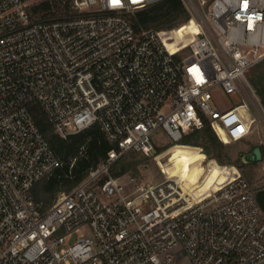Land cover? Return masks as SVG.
I'll use <instances>...</instances> for the list:
<instances>
[{
	"label": "built area",
	"instance_id": "1",
	"mask_svg": "<svg viewBox=\"0 0 264 264\" xmlns=\"http://www.w3.org/2000/svg\"><path fill=\"white\" fill-rule=\"evenodd\" d=\"M160 1L70 0L41 18L30 0H0V264H264V208L240 172L187 198L180 175L112 171L126 153H157L160 131L179 144L208 121L231 143L264 113L246 76L264 60V0H182L198 32L186 52L136 23ZM217 88L240 101L216 106ZM32 104L61 136L98 123L115 146L50 206L33 187L63 161Z\"/></svg>",
	"mask_w": 264,
	"mask_h": 264
},
{
	"label": "trees",
	"instance_id": "2",
	"mask_svg": "<svg viewBox=\"0 0 264 264\" xmlns=\"http://www.w3.org/2000/svg\"><path fill=\"white\" fill-rule=\"evenodd\" d=\"M31 8L33 15L36 17L59 16L70 10V0L65 2L63 0H40L31 5ZM185 22H188L193 27L195 34L198 33L197 24L192 20L182 0H162L157 2L139 11L136 20L137 24L148 27L153 26L159 30L172 29L178 24ZM166 41L171 49L177 50L174 41ZM260 94L264 104V94L262 91H260ZM31 110L55 154L63 161L62 166L58 167L48 177L40 180L33 187V194L36 200L44 201L45 206H50L54 202L58 191H68L75 187L83 180L91 168L96 167L107 158L108 151L115 146L110 143L98 123L63 137L56 132L54 125L49 121L39 104H32ZM225 141L228 143L227 139ZM179 144L202 146L209 159L210 157L216 158L221 163H227L220 151L223 143L219 140L208 121H206L202 129H196L186 134ZM132 165H134V162H127L125 157L121 156L113 165L112 171L115 175H121L126 173ZM182 181L184 187L193 193L194 184L198 182V179L190 183L185 180L183 175ZM256 196L264 208V189L257 190Z\"/></svg>",
	"mask_w": 264,
	"mask_h": 264
},
{
	"label": "rangeland",
	"instance_id": "3",
	"mask_svg": "<svg viewBox=\"0 0 264 264\" xmlns=\"http://www.w3.org/2000/svg\"><path fill=\"white\" fill-rule=\"evenodd\" d=\"M38 1L40 0H30V4L33 5ZM162 31L169 40L175 42L177 47L182 46L180 49L183 52L187 51L183 45L188 43V40L195 35L193 27L188 22L178 24L172 29H162ZM246 76L262 100L260 91L264 94V60L250 67L246 72ZM239 101L240 96L238 94L227 93L222 88H217L214 91L213 102L218 107L227 108ZM252 111L256 113L253 108ZM259 120V123L253 126L251 133L243 140L224 143L219 139L223 143L220 151L227 163H221L216 158L210 157L209 159L202 146L170 143L167 135L160 131L155 137V143L159 145L157 153L147 156L139 152H129L123 155L127 162H134V165L126 173L134 176L140 182L149 184L163 180L165 174L170 176L180 175L181 181L184 175L185 180L190 183L198 179V182L194 184L193 193L185 189L191 196L199 197L212 187H220L240 172L248 181L250 188L256 193L257 190L264 189V157L260 161L247 163L243 160V154L250 152L255 144H260L264 151L263 112H259ZM185 158L193 161L190 172H184L180 167L181 161ZM61 191H58L57 195ZM183 264L188 263L186 261Z\"/></svg>",
	"mask_w": 264,
	"mask_h": 264
},
{
	"label": "water",
	"instance_id": "4",
	"mask_svg": "<svg viewBox=\"0 0 264 264\" xmlns=\"http://www.w3.org/2000/svg\"><path fill=\"white\" fill-rule=\"evenodd\" d=\"M263 158V151L260 144L253 145L250 152L243 154V160L247 163L260 161Z\"/></svg>",
	"mask_w": 264,
	"mask_h": 264
},
{
	"label": "bare ground",
	"instance_id": "5",
	"mask_svg": "<svg viewBox=\"0 0 264 264\" xmlns=\"http://www.w3.org/2000/svg\"><path fill=\"white\" fill-rule=\"evenodd\" d=\"M180 167L184 172H190L192 170L193 167V161L189 158H185L181 161L180 163ZM180 185L185 189L182 181H181V177H180ZM216 188L212 187L209 191H207L205 194L209 195L212 191H214ZM186 190V189H185ZM187 191V190H186ZM204 195V194H203ZM202 196V195H201ZM199 196V197H201ZM187 198H190L191 195L189 194V196H186ZM195 197V196H194ZM174 197H169V201H172ZM198 198V196H197Z\"/></svg>",
	"mask_w": 264,
	"mask_h": 264
},
{
	"label": "snow or ice",
	"instance_id": "6",
	"mask_svg": "<svg viewBox=\"0 0 264 264\" xmlns=\"http://www.w3.org/2000/svg\"><path fill=\"white\" fill-rule=\"evenodd\" d=\"M134 2H135V0H134ZM112 3H113V5H117V4L120 3V0H112ZM243 7L244 8H247L248 7L247 0H244ZM237 18L239 19V17H237ZM251 26L252 25H251V22H250L249 23V27L251 28ZM190 71L197 73V83L201 82L202 77H200V75H199V70L198 69H190ZM239 131L242 132L243 131V128L239 129Z\"/></svg>",
	"mask_w": 264,
	"mask_h": 264
}]
</instances>
